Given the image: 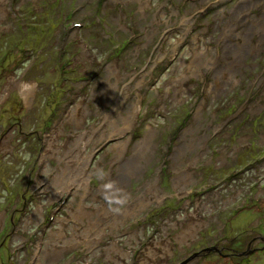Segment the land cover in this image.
<instances>
[{"label": "rangeland", "instance_id": "374dc122", "mask_svg": "<svg viewBox=\"0 0 264 264\" xmlns=\"http://www.w3.org/2000/svg\"><path fill=\"white\" fill-rule=\"evenodd\" d=\"M0 264H264V0H0Z\"/></svg>", "mask_w": 264, "mask_h": 264}, {"label": "bare ground", "instance_id": "6f19581e", "mask_svg": "<svg viewBox=\"0 0 264 264\" xmlns=\"http://www.w3.org/2000/svg\"><path fill=\"white\" fill-rule=\"evenodd\" d=\"M21 93L25 96V97H28L31 93V87L28 86L27 84L22 86L21 88ZM114 126H116L114 124ZM116 130V129H115ZM143 147L137 151H135V155L134 156L135 158L130 162V161H125L124 163H121V165L119 166V169H118V174L120 175V181L119 183H122L124 180H126L124 178V174H128V172L130 173H136L137 170H138V164H139V161H138V157L140 159V157H143L145 158L147 156V148H148V142H143ZM54 153V150L51 151V154ZM138 161V163H136L135 161ZM115 192V191H114Z\"/></svg>", "mask_w": 264, "mask_h": 264}, {"label": "clouds", "instance_id": "9594fccd", "mask_svg": "<svg viewBox=\"0 0 264 264\" xmlns=\"http://www.w3.org/2000/svg\"><path fill=\"white\" fill-rule=\"evenodd\" d=\"M102 175H106V174H102ZM116 184V182L115 181H112V180H109L107 183H105L104 185H103V187H104V189H112L113 188V186ZM104 198L106 199V200H108V197H107V195L105 194V196H104ZM110 203H111V201H109ZM117 203H120V201H116ZM115 210H119V209H115Z\"/></svg>", "mask_w": 264, "mask_h": 264}, {"label": "flooded vegetation", "instance_id": "af4514ba", "mask_svg": "<svg viewBox=\"0 0 264 264\" xmlns=\"http://www.w3.org/2000/svg\"><path fill=\"white\" fill-rule=\"evenodd\" d=\"M255 239L256 240H258V239H261V237H255ZM216 247H214V248H212L211 250H213V249H215ZM210 249H208L206 252H210L211 251ZM249 252V251H248ZM248 252L247 251H245V252H242L243 253V255H248Z\"/></svg>", "mask_w": 264, "mask_h": 264}]
</instances>
